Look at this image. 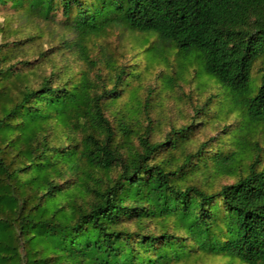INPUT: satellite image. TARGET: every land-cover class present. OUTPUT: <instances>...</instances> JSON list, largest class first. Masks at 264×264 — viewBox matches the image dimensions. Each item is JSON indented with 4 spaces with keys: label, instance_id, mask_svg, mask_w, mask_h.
Returning <instances> with one entry per match:
<instances>
[{
    "label": "trees",
    "instance_id": "16d2710c",
    "mask_svg": "<svg viewBox=\"0 0 264 264\" xmlns=\"http://www.w3.org/2000/svg\"><path fill=\"white\" fill-rule=\"evenodd\" d=\"M9 5L60 14L62 30L36 59L40 35L0 43V264H264V0H0V13ZM116 28L142 36L150 65L170 47L214 81L195 107L203 125L236 124L195 148L199 123L153 138L150 95L131 96L141 72L101 44Z\"/></svg>",
    "mask_w": 264,
    "mask_h": 264
},
{
    "label": "rangeland",
    "instance_id": "374dc122",
    "mask_svg": "<svg viewBox=\"0 0 264 264\" xmlns=\"http://www.w3.org/2000/svg\"><path fill=\"white\" fill-rule=\"evenodd\" d=\"M60 14L56 20L51 23H45L40 20L31 21L25 17H21L20 14L9 6L4 7L0 13V23L6 25V30L0 32V43L5 41H11L16 37H26L29 34L40 35L35 40L36 52L31 53L30 58L36 59L40 51L49 50L52 45L58 43L59 34L62 30ZM15 29H18L19 35L16 36ZM41 32V33H40ZM154 38L151 37L150 41ZM102 45H106L110 50L117 53L120 62H127L134 65L137 71L141 72V81L139 79L131 78V96L132 90L138 88L137 94L141 97H147L150 95L151 103L155 107L151 110V116L154 119L153 126L155 128L153 132V138H161L163 134L168 132L171 127H179L187 123L198 124L196 127V133L194 135V143L191 148H195L201 141L207 139L210 136L221 134L222 132L229 131V128L236 124L238 117L234 113H231L229 117L224 121H218L212 123L208 120V123L203 125L206 121L208 114L195 113V107L203 103V101L214 92L219 91L214 81L208 77H204L203 80L206 83V88L201 89L202 85L199 76L196 73V68L190 67L189 70H182L179 60L177 59L175 52L168 47V57L166 62L160 61L150 65L146 54L143 49L139 47L140 44L144 46L147 43L142 41L140 34H133L127 30H121L119 28L114 29L106 38H102ZM156 43V41H155ZM30 46V43L28 44ZM52 62H58L62 65L63 61L60 59V55H51ZM19 57V56H18ZM72 58V57H71ZM52 62L45 61L41 68H38L36 75H32V83L37 84L38 75L41 72L48 73L51 69ZM259 62L254 70V74L257 75V70L260 67ZM148 66H150L148 68ZM35 70V71H37ZM163 75L173 76L175 78L176 86L174 88H167L164 85L165 81ZM152 87V91L148 92V87ZM149 93V94H148ZM128 92L123 96V101L127 100ZM215 104L212 105V111H216ZM197 117H196V116ZM193 117H196L193 119ZM209 119V118H208ZM257 137L264 150V128L258 129L256 132ZM230 133L225 135L224 138L228 139ZM228 141V140H227ZM263 166H264V153ZM233 178L222 179L220 183L231 182ZM219 182L217 185L220 184ZM218 187V186H217ZM207 264H242L229 260L224 257H216L208 260Z\"/></svg>",
    "mask_w": 264,
    "mask_h": 264
}]
</instances>
